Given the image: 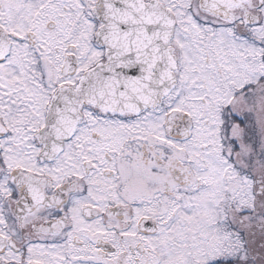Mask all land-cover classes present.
<instances>
[{"label": "snow or ice", "instance_id": "snow-or-ice-1", "mask_svg": "<svg viewBox=\"0 0 264 264\" xmlns=\"http://www.w3.org/2000/svg\"><path fill=\"white\" fill-rule=\"evenodd\" d=\"M0 264H264V0H0Z\"/></svg>", "mask_w": 264, "mask_h": 264}]
</instances>
